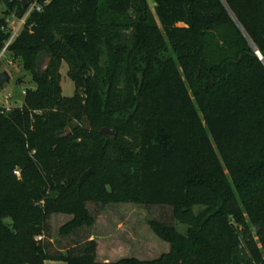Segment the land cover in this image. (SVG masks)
<instances>
[{
  "label": "trees",
  "instance_id": "obj_1",
  "mask_svg": "<svg viewBox=\"0 0 264 264\" xmlns=\"http://www.w3.org/2000/svg\"><path fill=\"white\" fill-rule=\"evenodd\" d=\"M151 1L38 0L9 46L36 86L0 108V264H264V0ZM0 2L1 51L28 6ZM89 202L170 206L188 230L151 220L171 246L152 260L51 253V215L75 235Z\"/></svg>",
  "mask_w": 264,
  "mask_h": 264
},
{
  "label": "rangeland",
  "instance_id": "obj_2",
  "mask_svg": "<svg viewBox=\"0 0 264 264\" xmlns=\"http://www.w3.org/2000/svg\"><path fill=\"white\" fill-rule=\"evenodd\" d=\"M152 6L154 3L150 0ZM48 3L45 1L44 4ZM5 6L0 2V17L4 14ZM9 25L14 30L19 26V19L11 14L8 17ZM49 56L43 55L40 61L42 68ZM7 70L11 79L0 85V108L20 107L24 103V91L28 87H35L29 72H26L18 59L10 58L7 52L0 60V72ZM63 79L62 90L65 95H72L75 90L72 79L67 75V66L62 67ZM9 98V101H8ZM90 127V124H89ZM88 170V169H87ZM88 210L94 216V224L84 227L75 235L62 236L59 228L72 218L69 214H53L49 224L51 238H45L51 253L57 249L68 250L73 248V242L83 243L87 239H95L98 261H115L122 257L135 256L142 260L158 258L170 249V244L158 237L150 225L151 220L163 221L167 224L176 225V228L186 233L188 225L176 221L173 209L170 206H144L135 203H114L101 205L93 202L88 203ZM204 207H193V213H200ZM9 221V220H7ZM45 264H67L62 260L45 261Z\"/></svg>",
  "mask_w": 264,
  "mask_h": 264
},
{
  "label": "water",
  "instance_id": "obj_3",
  "mask_svg": "<svg viewBox=\"0 0 264 264\" xmlns=\"http://www.w3.org/2000/svg\"><path fill=\"white\" fill-rule=\"evenodd\" d=\"M24 7H27L29 5V0H21ZM256 54L260 57L261 60L264 61V57L261 54V52L256 49ZM51 57H48L44 66L41 68L42 71H46L49 67V64L51 62ZM11 79V75L7 70H4L0 72V85H4V83L8 82ZM100 134L102 135H115V130L111 127H103L100 129ZM94 172L92 168H89L86 170L82 176L80 177L78 181V185L81 186L86 180H88L89 176Z\"/></svg>",
  "mask_w": 264,
  "mask_h": 264
},
{
  "label": "built area",
  "instance_id": "obj_4",
  "mask_svg": "<svg viewBox=\"0 0 264 264\" xmlns=\"http://www.w3.org/2000/svg\"><path fill=\"white\" fill-rule=\"evenodd\" d=\"M42 8L43 7H42V5H40L38 3V0H34L31 4L28 5L27 12L25 13V15L22 16V18L19 19V26L17 28H15L14 30L13 29L11 30V36H10V38L7 40V42L3 46V48H2L3 50L0 51V60L8 52L9 46L14 42V40L19 35V33H21V30L24 27V25H25L28 17L32 13V11H34V10H41ZM24 93H25V91H24ZM8 101H9V98H8ZM8 110H10V109L9 108H5V107L3 108V111H8ZM15 173L16 174H19L18 173V170H16Z\"/></svg>",
  "mask_w": 264,
  "mask_h": 264
}]
</instances>
